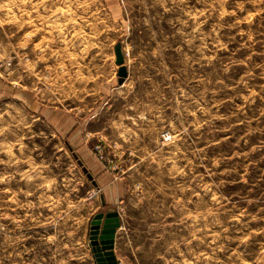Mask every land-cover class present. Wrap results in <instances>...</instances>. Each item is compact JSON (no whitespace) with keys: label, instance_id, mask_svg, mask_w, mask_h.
I'll list each match as a JSON object with an SVG mask.
<instances>
[{"label":"rangeland","instance_id":"1","mask_svg":"<svg viewBox=\"0 0 264 264\" xmlns=\"http://www.w3.org/2000/svg\"><path fill=\"white\" fill-rule=\"evenodd\" d=\"M112 209L119 264H264V0H0V264Z\"/></svg>","mask_w":264,"mask_h":264},{"label":"water","instance_id":"2","mask_svg":"<svg viewBox=\"0 0 264 264\" xmlns=\"http://www.w3.org/2000/svg\"><path fill=\"white\" fill-rule=\"evenodd\" d=\"M115 62L118 64V81L121 83L128 75L125 63V53L120 40L114 43ZM79 163L82 160L79 159ZM84 170L87 171L86 167ZM88 177L96 183L93 174L88 171ZM102 202H105L102 196ZM118 210L112 209L107 212H97L91 220L89 243L96 264H119L114 251V241L117 227L120 225Z\"/></svg>","mask_w":264,"mask_h":264},{"label":"crops","instance_id":"3","mask_svg":"<svg viewBox=\"0 0 264 264\" xmlns=\"http://www.w3.org/2000/svg\"><path fill=\"white\" fill-rule=\"evenodd\" d=\"M84 154H85V157L86 159H88V161H91L92 163L96 164L97 166V169H100L101 168V165L95 160V157H93V155L89 154L87 151L84 150ZM89 169H92L93 171V168H91V166L89 167ZM102 170V169H101ZM95 171V170H94ZM102 176H104V173H102ZM97 181L100 183V180L99 178L97 177Z\"/></svg>","mask_w":264,"mask_h":264},{"label":"built area","instance_id":"4","mask_svg":"<svg viewBox=\"0 0 264 264\" xmlns=\"http://www.w3.org/2000/svg\"><path fill=\"white\" fill-rule=\"evenodd\" d=\"M163 135H164V137H167V136H169V133L165 132ZM95 149H96L98 155L102 158L103 157V150H102L101 146L99 144H97V145H95Z\"/></svg>","mask_w":264,"mask_h":264},{"label":"trees","instance_id":"5","mask_svg":"<svg viewBox=\"0 0 264 264\" xmlns=\"http://www.w3.org/2000/svg\"><path fill=\"white\" fill-rule=\"evenodd\" d=\"M75 156L77 157V159H78V155L75 153ZM78 161H79V159H78ZM83 166V165H82ZM84 168V167H83Z\"/></svg>","mask_w":264,"mask_h":264}]
</instances>
